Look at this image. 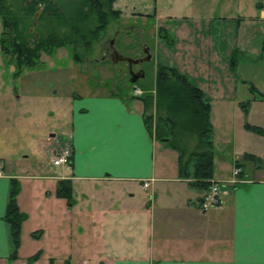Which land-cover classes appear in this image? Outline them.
I'll return each mask as SVG.
<instances>
[{"label":"crops","instance_id":"obj_1","mask_svg":"<svg viewBox=\"0 0 264 264\" xmlns=\"http://www.w3.org/2000/svg\"><path fill=\"white\" fill-rule=\"evenodd\" d=\"M258 9V18L264 22V3ZM256 86L264 96V83ZM69 96L68 104L61 108L62 126L67 128L63 140L67 139L72 152L68 167L53 165V152L42 135L32 142L43 144L45 160L30 168L31 174L6 173L0 164V264H51V259L53 264H264V134L245 129L236 102L229 105L231 111L236 110L233 114L227 109L233 119L224 125L227 133L232 131L226 142L236 153L233 170L236 162L243 165L241 176L232 184L218 181L214 175L223 203L204 212L200 201L206 192L180 177L178 153L148 131L146 119L155 112L148 113L143 96L119 97L101 90ZM251 103L257 116L254 126L264 131V101ZM188 144L191 151L194 147ZM226 168H230L229 162ZM44 169L51 172L50 178L43 176ZM27 178L54 181L56 189L60 181L72 183V208L62 198L54 205L55 214L59 211L52 218L55 258L47 259L39 240L28 234L27 220L18 259L10 260L15 246L4 217L11 180L23 186L18 203L27 213L30 207L23 206ZM33 186V197L42 195L43 182ZM144 193L149 197L146 203L135 200ZM37 199L31 206H40ZM40 251V259L32 260Z\"/></svg>","mask_w":264,"mask_h":264},{"label":"rangeland","instance_id":"obj_2","mask_svg":"<svg viewBox=\"0 0 264 264\" xmlns=\"http://www.w3.org/2000/svg\"><path fill=\"white\" fill-rule=\"evenodd\" d=\"M10 3L14 13L24 16L23 0H10ZM261 3L264 0H116L114 9L121 13L120 18L111 21L97 40H90V45L78 48L82 62L75 59L71 47H63L51 54H42L39 68H27L18 76L15 65L3 55L0 46L1 166L6 173L31 174L30 168L35 169L38 162L45 160L43 144L32 142L41 135L48 139L52 160L58 150L68 147L67 139L63 140L65 136L62 135L67 128L62 126L61 108L68 104L70 93L78 97L101 90L126 97L141 88L152 93L158 67L167 65L187 76L210 102L214 175L218 181H235L233 167L237 157L226 142L232 131L227 133L224 122L233 119L228 116L227 109L233 114L236 110L231 111L229 105L236 102L235 108L242 113L245 129L259 135L248 127L255 125L253 121L257 117L253 104L248 101L254 98L250 88L260 92L256 85L264 83V32L261 30L264 22L258 18ZM41 17L39 11L36 18H26L30 34L38 37V34L68 32L62 23ZM1 32L0 21V35ZM111 39H115L120 55L125 58H139L142 55L139 48L143 44L153 52L152 60L144 65L145 77L135 86L124 88V84L129 83L126 63L115 65L111 57L103 59ZM243 81L248 84L244 85ZM51 133L57 135L48 138ZM187 141L192 148L196 138L188 136ZM29 152H32L31 157L25 159ZM43 171V176L50 178L51 172ZM49 181L23 182L26 190L23 206L25 209L30 207L25 212L29 220L26 230L30 236L41 234L37 244L45 251L47 259L55 258L52 252H58L52 218L59 213L56 210L55 214L56 200H61L53 186L54 181ZM39 182L44 184L42 195H37L40 206L33 207L31 202L37 197H33L31 189ZM22 189L20 185V194ZM148 199L144 193L138 194L135 200L146 203ZM60 258L66 259L61 255Z\"/></svg>","mask_w":264,"mask_h":264},{"label":"trees","instance_id":"obj_3","mask_svg":"<svg viewBox=\"0 0 264 264\" xmlns=\"http://www.w3.org/2000/svg\"><path fill=\"white\" fill-rule=\"evenodd\" d=\"M115 2L116 0H38V3L45 7L42 20L62 23L68 28V32L38 34L37 37L36 34H30L26 24V18L33 17L37 10V0H23L24 16L14 13L10 0H0L1 52L15 65L16 76L27 68L30 70L39 68L42 54H51L63 47H71L75 59L82 62L77 52L78 48L84 44L90 45L89 41L97 40L99 35L107 30L111 21L120 18L121 13L114 9ZM250 89L254 98L249 100L248 104L257 100L264 101V96L256 88ZM154 91L155 93L142 97L148 113L150 110L155 112L146 119L148 131L155 135L157 141L164 142L178 153L180 177L190 180V185L205 191L206 196L214 185L219 184L214 181V140L210 102L187 76L167 65L158 67ZM248 127L264 134L262 128ZM188 136H195L197 139L191 151ZM248 157L255 158L252 155ZM235 167L239 169L243 165L236 162ZM19 194L20 183L12 179L9 203L4 217L11 228L15 246V252L10 260L18 259V251L22 246L23 226L28 220L27 214L19 207ZM57 195L66 199L70 207L75 204L71 181H60ZM32 237L40 239L41 234L38 232ZM41 255L40 251L32 260L40 259Z\"/></svg>","mask_w":264,"mask_h":264},{"label":"flooded vegetation","instance_id":"obj_4","mask_svg":"<svg viewBox=\"0 0 264 264\" xmlns=\"http://www.w3.org/2000/svg\"><path fill=\"white\" fill-rule=\"evenodd\" d=\"M44 5L43 4H40L38 3V0H37V10L36 12L34 13L33 17L32 18H36L37 17V14L39 11H41V13L44 12ZM140 49V52L142 53V55L137 58L136 60H132V59H129V58H125L123 56L120 55L119 53V47L116 46V43H115V39H111L109 41V47H108V50L106 51V55H104L103 59L107 57H111L115 62V65H118L119 63L121 62H124L126 63L127 65V69H128V75H129V83L128 84H124V88H129L130 86H135L139 80L141 79H138V81L133 84L131 83V80H132V76L134 75H141L142 73H144V77H145V68H144V65L145 63L149 62L152 60L153 58V54L152 52H150L149 48L143 44L141 45V48ZM135 67H138L137 69H135Z\"/></svg>","mask_w":264,"mask_h":264},{"label":"built area","instance_id":"obj_5","mask_svg":"<svg viewBox=\"0 0 264 264\" xmlns=\"http://www.w3.org/2000/svg\"><path fill=\"white\" fill-rule=\"evenodd\" d=\"M142 91L139 89L134 90V96L140 97L142 95ZM72 152L71 150L67 148L61 149L57 155L53 158V165L55 167H61V166H69L71 161ZM241 173V169H235L234 175L236 177V180L232 182V184H236L239 182V175ZM145 187H148V184L144 185ZM223 203V193L220 188V184H216L212 187L210 192L205 196L202 204L201 209L204 212L211 211L213 209L219 208L221 204Z\"/></svg>","mask_w":264,"mask_h":264},{"label":"water","instance_id":"obj_6","mask_svg":"<svg viewBox=\"0 0 264 264\" xmlns=\"http://www.w3.org/2000/svg\"><path fill=\"white\" fill-rule=\"evenodd\" d=\"M117 62H118V61H117ZM117 62H115V63H117ZM132 77H133V78H132V80H131V83L135 84V83L138 81V79L144 77V73H142L141 75H134V76H132Z\"/></svg>","mask_w":264,"mask_h":264}]
</instances>
